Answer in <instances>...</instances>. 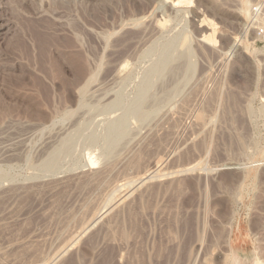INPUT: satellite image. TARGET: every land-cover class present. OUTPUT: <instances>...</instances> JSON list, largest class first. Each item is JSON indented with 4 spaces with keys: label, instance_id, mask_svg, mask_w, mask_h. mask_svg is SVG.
Returning <instances> with one entry per match:
<instances>
[{
    "label": "rangeland",
    "instance_id": "obj_1",
    "mask_svg": "<svg viewBox=\"0 0 264 264\" xmlns=\"http://www.w3.org/2000/svg\"><path fill=\"white\" fill-rule=\"evenodd\" d=\"M0 264H264V0H0Z\"/></svg>",
    "mask_w": 264,
    "mask_h": 264
},
{
    "label": "bare ground",
    "instance_id": "obj_2",
    "mask_svg": "<svg viewBox=\"0 0 264 264\" xmlns=\"http://www.w3.org/2000/svg\"><path fill=\"white\" fill-rule=\"evenodd\" d=\"M203 42H204V41H203ZM123 67H126V66L123 65L122 68H123ZM118 127H119V126H118ZM94 158H95V157H94ZM92 159H93V158H92ZM88 160H89V159H88ZM94 160H95V159H94ZM94 160H91V159H90V160L88 161V167H89V169H93L94 164H96Z\"/></svg>",
    "mask_w": 264,
    "mask_h": 264
},
{
    "label": "water",
    "instance_id": "obj_3",
    "mask_svg": "<svg viewBox=\"0 0 264 264\" xmlns=\"http://www.w3.org/2000/svg\"><path fill=\"white\" fill-rule=\"evenodd\" d=\"M190 172H192V171H190ZM186 173H189V172H187V171H182V172H180V174H186ZM153 178H155V177L148 178L147 180H151V179H153Z\"/></svg>",
    "mask_w": 264,
    "mask_h": 264
}]
</instances>
